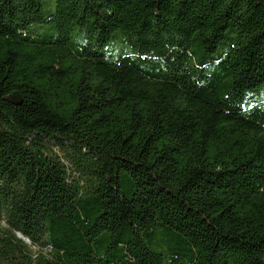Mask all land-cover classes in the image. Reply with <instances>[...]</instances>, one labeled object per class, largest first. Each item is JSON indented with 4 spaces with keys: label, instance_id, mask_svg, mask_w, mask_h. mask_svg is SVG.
Wrapping results in <instances>:
<instances>
[{
    "label": "trees",
    "instance_id": "1",
    "mask_svg": "<svg viewBox=\"0 0 264 264\" xmlns=\"http://www.w3.org/2000/svg\"><path fill=\"white\" fill-rule=\"evenodd\" d=\"M55 3L0 0V264H264V0Z\"/></svg>",
    "mask_w": 264,
    "mask_h": 264
},
{
    "label": "rangeland",
    "instance_id": "2",
    "mask_svg": "<svg viewBox=\"0 0 264 264\" xmlns=\"http://www.w3.org/2000/svg\"><path fill=\"white\" fill-rule=\"evenodd\" d=\"M44 6V13L46 17H49L56 8L55 0H41ZM33 32L35 34H47L52 35L53 37H57L59 35L58 28L52 23H42L35 24L32 26ZM89 39L87 37V32L85 28H75L70 33V43L73 48L82 47L88 43ZM102 51L106 56L110 57L112 54H119L131 51L130 44L125 40V36L123 34H119L110 44L103 47ZM218 54H212L206 56L208 60H214ZM215 68L212 65L209 68L208 74L214 75ZM264 102V88L258 91L250 92L246 95L243 101V107L247 108L254 104H258ZM56 152H61L59 147L54 146ZM7 227V222L4 218L0 219V232L3 231ZM41 248L39 246H31V250L33 252H38Z\"/></svg>",
    "mask_w": 264,
    "mask_h": 264
},
{
    "label": "water",
    "instance_id": "3",
    "mask_svg": "<svg viewBox=\"0 0 264 264\" xmlns=\"http://www.w3.org/2000/svg\"><path fill=\"white\" fill-rule=\"evenodd\" d=\"M21 237H23L21 234H19ZM27 242H30L29 239H26L25 237H23Z\"/></svg>",
    "mask_w": 264,
    "mask_h": 264
}]
</instances>
